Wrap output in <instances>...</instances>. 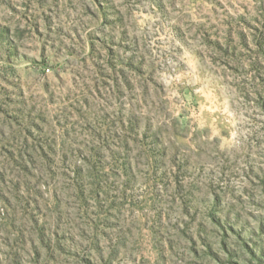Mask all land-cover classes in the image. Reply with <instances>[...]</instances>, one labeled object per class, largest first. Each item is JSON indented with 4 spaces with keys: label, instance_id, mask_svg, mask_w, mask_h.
Segmentation results:
<instances>
[{
    "label": "rangeland",
    "instance_id": "obj_1",
    "mask_svg": "<svg viewBox=\"0 0 264 264\" xmlns=\"http://www.w3.org/2000/svg\"><path fill=\"white\" fill-rule=\"evenodd\" d=\"M0 264H264V0H0Z\"/></svg>",
    "mask_w": 264,
    "mask_h": 264
}]
</instances>
